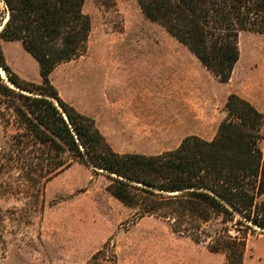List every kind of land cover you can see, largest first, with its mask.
Listing matches in <instances>:
<instances>
[{"label": "trees", "instance_id": "16d2710c", "mask_svg": "<svg viewBox=\"0 0 264 264\" xmlns=\"http://www.w3.org/2000/svg\"><path fill=\"white\" fill-rule=\"evenodd\" d=\"M137 2L222 82L239 58V33H264V0ZM83 3L0 0V67L8 81L0 76V123L15 128L10 165L24 169L34 189L81 162L108 178V191L138 215L161 218L227 263L242 264L247 236L264 230V113L229 93L211 138L188 134L152 154L114 150L95 119L50 81L56 66L86 51L90 18ZM13 40L37 61L40 81L21 77L6 62L1 41Z\"/></svg>", "mask_w": 264, "mask_h": 264}, {"label": "rangeland", "instance_id": "374dc122", "mask_svg": "<svg viewBox=\"0 0 264 264\" xmlns=\"http://www.w3.org/2000/svg\"><path fill=\"white\" fill-rule=\"evenodd\" d=\"M82 9L90 18L86 51L56 66L50 81L85 114L87 92L75 87L127 86L122 112L134 147H121L123 138L107 124L110 144L120 146L114 150L152 154L188 134L211 138L229 93L264 113V33H239V58L222 82L137 0H84ZM1 48L15 72L40 81L38 63L20 41H1ZM0 76L8 83L1 67ZM14 131L0 123V264H229L161 218L138 215L108 191V178L81 162L31 188L24 169L10 165ZM242 264H264V230L247 236Z\"/></svg>", "mask_w": 264, "mask_h": 264}, {"label": "crops", "instance_id": "0c3cea01", "mask_svg": "<svg viewBox=\"0 0 264 264\" xmlns=\"http://www.w3.org/2000/svg\"><path fill=\"white\" fill-rule=\"evenodd\" d=\"M107 84L108 82H106V85ZM88 86L89 87H87V89L79 86L75 87L77 93L81 94L84 91L87 92V115L95 119L97 126L109 143L113 141L114 136L109 128L106 127L107 124L115 127L114 134L119 135L121 138H123L122 140L126 144L122 145L121 147H134L131 144V140H129L130 134H132L131 132H133V130H129L127 128V121L124 119V115L122 112V109L125 106L124 102L127 96L126 94H128L127 92H125L127 86L124 87L122 84H115L116 87L113 85V88L107 89L106 87L102 91L99 89L96 90L94 87L95 84H93V82H90ZM108 93L110 95H107ZM111 147L113 148L120 146L111 145Z\"/></svg>", "mask_w": 264, "mask_h": 264}]
</instances>
